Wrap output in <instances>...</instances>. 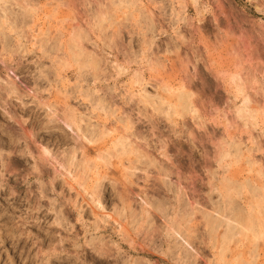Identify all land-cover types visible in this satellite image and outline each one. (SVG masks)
Returning <instances> with one entry per match:
<instances>
[{
  "label": "rangeland",
  "instance_id": "rangeland-1",
  "mask_svg": "<svg viewBox=\"0 0 264 264\" xmlns=\"http://www.w3.org/2000/svg\"><path fill=\"white\" fill-rule=\"evenodd\" d=\"M0 264H264V0H0Z\"/></svg>",
  "mask_w": 264,
  "mask_h": 264
},
{
  "label": "bare ground",
  "instance_id": "bare-ground-1",
  "mask_svg": "<svg viewBox=\"0 0 264 264\" xmlns=\"http://www.w3.org/2000/svg\"><path fill=\"white\" fill-rule=\"evenodd\" d=\"M77 55H78V54H77ZM78 56H79V55H78ZM78 56H76V57H78ZM78 58H79V57H78ZM94 64H95V62H94ZM94 64H92V65H94ZM95 67H96V66H93L94 69H96ZM183 101H184V100H183Z\"/></svg>",
  "mask_w": 264,
  "mask_h": 264
}]
</instances>
